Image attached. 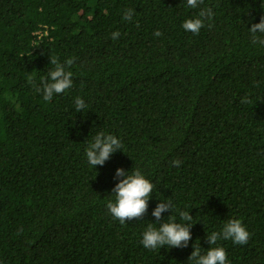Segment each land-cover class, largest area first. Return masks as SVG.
<instances>
[{"label":"trees","instance_id":"trees-1","mask_svg":"<svg viewBox=\"0 0 264 264\" xmlns=\"http://www.w3.org/2000/svg\"><path fill=\"white\" fill-rule=\"evenodd\" d=\"M262 5L204 0L212 27L196 35L186 0H0V264H192L231 218L251 235L217 242L229 264H264V46L249 31ZM51 56L75 57L73 86L45 101ZM101 131L123 149L95 168L86 149ZM121 167L154 184L147 213L124 224L107 208ZM169 199L164 221L193 216L189 245L146 249Z\"/></svg>","mask_w":264,"mask_h":264},{"label":"clouds","instance_id":"clouds-1","mask_svg":"<svg viewBox=\"0 0 264 264\" xmlns=\"http://www.w3.org/2000/svg\"><path fill=\"white\" fill-rule=\"evenodd\" d=\"M204 4V0H186L187 7L191 9L200 8ZM264 7V5H262ZM134 9L129 8L124 11L123 19L131 22ZM214 18V12L211 7L200 8L198 14L183 22L184 30L198 35L206 23L209 28L212 27L210 23ZM251 33V40L253 44L264 46V17L260 19L259 23H253L249 28ZM155 36H161L162 33L157 30ZM112 39H119L120 33L118 31L111 34ZM75 57L68 58L61 63L58 58L51 56L50 64L54 65L48 73V77L41 78V86L37 87V92L42 93L45 101H51L55 95L66 92L73 86V73L67 70L74 63ZM33 77L29 76V81ZM242 103H249L248 97H245ZM76 112H80L86 108L83 98H75ZM123 149V144L120 138L113 134H106L103 131L97 133L92 141L88 144L86 149V156L88 163L95 167L103 165L111 154L117 150ZM182 161L174 159L171 161V167H179ZM116 177H119V182L115 185L112 193L115 200H109L107 208L113 218L118 219L121 224L133 219H141L148 211V202L152 197L154 189L153 182L148 179L140 168L125 171V169L118 168ZM175 205L172 200H160L155 207L152 215L156 218L159 227L149 223L143 232L142 245L146 249L155 250L162 247L169 248H183L188 247L189 241L192 238L191 228L195 223H192L193 216L189 211H179V220L172 214L164 221L163 213L167 210L173 211ZM160 221H164L160 223ZM250 233L242 220L238 218L229 219L220 231H213L207 233V239L211 245L206 253L202 254L201 248L196 244L193 245L194 250L191 252L188 260L192 264H229L227 260V252L223 246H217L220 240H232L238 245H245L248 243Z\"/></svg>","mask_w":264,"mask_h":264},{"label":"built area","instance_id":"built-area-1","mask_svg":"<svg viewBox=\"0 0 264 264\" xmlns=\"http://www.w3.org/2000/svg\"><path fill=\"white\" fill-rule=\"evenodd\" d=\"M36 34L40 36L41 35V31L36 32Z\"/></svg>","mask_w":264,"mask_h":264}]
</instances>
